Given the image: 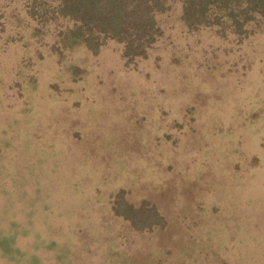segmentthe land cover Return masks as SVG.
Masks as SVG:
<instances>
[{"label": "rangeland", "instance_id": "rangeland-1", "mask_svg": "<svg viewBox=\"0 0 264 264\" xmlns=\"http://www.w3.org/2000/svg\"><path fill=\"white\" fill-rule=\"evenodd\" d=\"M181 8L130 61L0 0V264H264V23L222 37Z\"/></svg>", "mask_w": 264, "mask_h": 264}, {"label": "trees", "instance_id": "trees-1", "mask_svg": "<svg viewBox=\"0 0 264 264\" xmlns=\"http://www.w3.org/2000/svg\"><path fill=\"white\" fill-rule=\"evenodd\" d=\"M176 0H25L38 25H54L68 43L80 42L98 52L108 41L122 46L130 61L145 58L162 36L158 17ZM181 21L189 31L213 29L222 37L244 39L264 23V0H180ZM117 214L138 228L164 225L163 216L144 203L140 208L115 205ZM142 213V215H140Z\"/></svg>", "mask_w": 264, "mask_h": 264}]
</instances>
